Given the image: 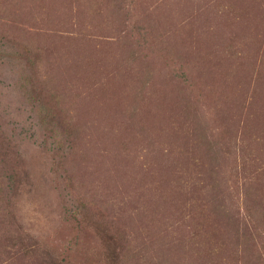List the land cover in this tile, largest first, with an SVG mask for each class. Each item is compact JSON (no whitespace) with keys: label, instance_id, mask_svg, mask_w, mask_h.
<instances>
[{"label":"rangeland","instance_id":"obj_1","mask_svg":"<svg viewBox=\"0 0 264 264\" xmlns=\"http://www.w3.org/2000/svg\"><path fill=\"white\" fill-rule=\"evenodd\" d=\"M0 264H264V0H0Z\"/></svg>","mask_w":264,"mask_h":264}]
</instances>
